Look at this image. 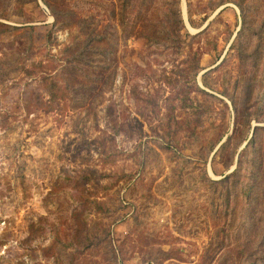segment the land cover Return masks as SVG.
Here are the masks:
<instances>
[{
	"label": "rangeland",
	"instance_id": "374dc122",
	"mask_svg": "<svg viewBox=\"0 0 264 264\" xmlns=\"http://www.w3.org/2000/svg\"><path fill=\"white\" fill-rule=\"evenodd\" d=\"M140 1L0 0L20 26L0 34V264L248 260L235 228H264V0H180L182 28L176 0ZM236 168L257 172L249 203L208 182Z\"/></svg>",
	"mask_w": 264,
	"mask_h": 264
},
{
	"label": "trees",
	"instance_id": "16d2710c",
	"mask_svg": "<svg viewBox=\"0 0 264 264\" xmlns=\"http://www.w3.org/2000/svg\"><path fill=\"white\" fill-rule=\"evenodd\" d=\"M174 2L176 3V6L174 8H170L173 11L174 15L176 16V18L173 20V23H174V21H175V23L172 25L174 26L176 24H179V27L182 28V27H184V23H183L181 14H180V7H179L180 0H176ZM154 4L155 5H153L149 1L148 2L144 1V0L140 1V7L142 9H144L147 12L148 9L154 7V9H155L154 13H156V14L160 13L161 7H162V9H164V8H166V6H168L167 2H163L160 4L161 7H159V4L156 3L155 0H154ZM139 18H140V15L138 16L137 20ZM242 19H243V25H242V28H241L239 34L244 29H246L245 28L246 24L244 22L245 18L243 17ZM137 20L133 21L131 27L136 24ZM159 21H160V19H157V18L153 19V21L148 19V23L151 22L153 25L152 35L150 37H148V41H151V37H155V42L159 43V40H157V37L159 35L165 36V38H168V37L170 38V36L168 34L166 35V32H165L169 26L161 27ZM189 21H190V19H189ZM165 22H168V19H165ZM169 23H170V21H169ZM121 25H123V26L127 25L124 22L123 17L121 18ZM18 27H20V26H16V25L13 26V25L4 24V23L0 22V34L7 32V31L14 30V29H18ZM202 32L203 31L198 32L195 35H192L190 37L192 39H194L197 35H199ZM95 40L98 41V40H100V38L98 37ZM90 42H91V40H90ZM94 52H96V50H91V49L89 50L88 48H84L78 52H75V54L72 56L71 59H67L64 61V66L67 67V70L65 69V71H64V69H63V75H66L65 76L66 78L64 79L63 86L61 87V93L66 92L69 86H73V83H72L73 78L70 74H68L70 72L68 70V68L75 69L77 71L82 72L83 68H80V67L88 64V62L86 60L87 58H85V55L87 53H94ZM195 73L198 74V72H195ZM204 74L202 75V78L204 77ZM194 76H195V74H194ZM67 78H68V81H66ZM75 82H76V80H75ZM94 88H95V86L91 85V87L85 91L87 93V95H93L95 93ZM235 132L236 131L234 128L232 131V134H231L232 136L230 135L229 137H227L226 141L220 146L221 150L224 146H226L229 142H231V140L235 136ZM254 151L255 150L253 149L251 152H254ZM234 153H235V150H234ZM234 153H233V155H234ZM232 158H233V156H232ZM249 160L251 162L250 164L253 165V168L260 167V162H258L256 158L253 160L249 158ZM232 164H233V159H232V162L228 164V166H231ZM246 177L249 178L250 182L247 184L241 183L242 180ZM256 177H257L256 171L250 170L248 172H242L241 170L236 168L231 173L225 175L222 179H220V180L208 179V182L210 184H218V183H225V182L227 183L228 182L229 188H231L233 190L234 195L236 197H238L239 199L243 198L245 200H248L247 203H249L254 198L253 189L255 187L254 180L256 179ZM251 180H253V182H251ZM127 184H130V182H128ZM227 191H229V189ZM252 213H253V209H251L249 211H244L243 215L252 214ZM226 214H229V211H227ZM240 228L241 227L235 228V230H236V243H238V244L235 245L234 253H236L237 257H240L241 260L243 258H248V260H246V262L244 264H263V260H264V228H260L259 233L253 237H251L250 234L253 232L254 229H249L250 227L248 229H244L245 233H243L242 237L240 235L237 236L238 232L240 231ZM256 229L258 230L259 228H256ZM253 239H254V241H251Z\"/></svg>",
	"mask_w": 264,
	"mask_h": 264
}]
</instances>
